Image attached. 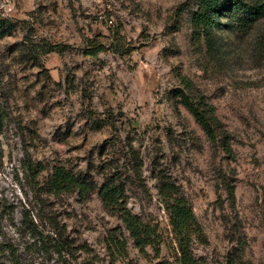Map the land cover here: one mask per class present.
<instances>
[{
	"label": "rangeland",
	"instance_id": "1",
	"mask_svg": "<svg viewBox=\"0 0 264 264\" xmlns=\"http://www.w3.org/2000/svg\"><path fill=\"white\" fill-rule=\"evenodd\" d=\"M198 0H0V264L14 246L25 264H155L128 240L112 248L117 217L98 196L80 203L31 187L26 163L87 172L100 186L120 168L133 214L158 225L161 259L176 264L170 219L158 194L159 173L188 199L207 264H264V18L250 30H216L208 43L193 32ZM112 22V23H111ZM125 54L83 53L88 39ZM56 46L59 50L46 54ZM63 52L60 53L59 51ZM186 81L214 106L233 155L214 147L171 91ZM97 123H105L96 130ZM134 150L136 156L125 153ZM137 159V160H136ZM227 183L236 189L228 199ZM54 217L79 248L55 252ZM86 247L81 250L80 247Z\"/></svg>",
	"mask_w": 264,
	"mask_h": 264
},
{
	"label": "trees",
	"instance_id": "2",
	"mask_svg": "<svg viewBox=\"0 0 264 264\" xmlns=\"http://www.w3.org/2000/svg\"><path fill=\"white\" fill-rule=\"evenodd\" d=\"M263 18L264 0H198L197 10L193 13L192 19L193 32L198 39L212 43L216 30L227 28L245 32ZM7 32L5 22L0 21V37L5 36ZM118 36L119 32L113 33L114 41L109 46L98 41L100 36L88 39L83 49L84 55L97 58L100 53L108 50L125 54ZM57 50L59 49L56 46H50L45 53L51 54ZM183 82L184 89H173L172 96L179 99L180 103L193 114L214 147L232 156L231 136L217 116L214 106L207 102L202 93L194 90L185 80ZM4 112L0 105V130L5 121ZM104 124L97 123L96 127L92 128L99 130ZM129 155L136 156L132 149L129 153H125V158ZM25 170L31 187L38 193H45L56 198L76 196L80 203L87 202L94 193H97L104 209L117 217L122 225L116 230L120 232V236L112 237V248L119 255L128 254L126 237L128 234L134 249L142 258H149V250H153L158 260L155 264H174L167 259H161V246L164 241L159 233L158 225L146 223L130 210L127 202V178L120 168L106 173L100 186L89 173L76 172L66 166H54L44 186H41L39 177L45 172V167L29 160L25 165ZM157 179L159 199L169 216L172 227L173 241L176 245V264H207L203 258L196 257L193 252L196 243H205V236L188 199L170 176L159 173ZM226 189L228 199L231 205H234L236 202L235 186L227 183ZM50 224L57 239L54 246L56 254L62 255L66 252L73 255L79 250L67 234V225L59 223L54 217L50 219ZM85 248L80 247L81 250ZM6 251L9 254L10 264H25L14 246H7Z\"/></svg>",
	"mask_w": 264,
	"mask_h": 264
},
{
	"label": "built area",
	"instance_id": "3",
	"mask_svg": "<svg viewBox=\"0 0 264 264\" xmlns=\"http://www.w3.org/2000/svg\"><path fill=\"white\" fill-rule=\"evenodd\" d=\"M112 23V22H111Z\"/></svg>",
	"mask_w": 264,
	"mask_h": 264
}]
</instances>
